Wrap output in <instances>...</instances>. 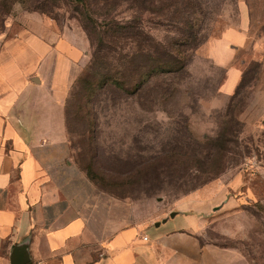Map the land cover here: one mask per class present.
I'll return each mask as SVG.
<instances>
[{
  "label": "rangeland",
  "instance_id": "obj_1",
  "mask_svg": "<svg viewBox=\"0 0 264 264\" xmlns=\"http://www.w3.org/2000/svg\"><path fill=\"white\" fill-rule=\"evenodd\" d=\"M29 3L0 0V37L15 38L39 21L86 35V27L104 30L117 23L143 30L142 39L124 36L112 49L105 48L106 42L101 48L90 44L88 63L70 89L71 156L94 192L127 201L152 199L166 210L202 209L206 242L223 249L222 264H264V0H156L152 10L144 9L141 0L143 8L129 0L86 5L56 0L47 13L32 10ZM193 33L198 44L187 50L183 70L149 75L136 94L95 84L105 72L131 76L133 67L152 61L150 56L170 58L171 46ZM240 74L243 83L233 96ZM231 116L240 123L232 127L238 144L231 146L219 177L185 194L186 183L202 175L185 161L173 168L183 178L151 197L142 189L154 183V166H148V176L123 180L124 172L173 146L197 153ZM197 197L207 200L206 207L195 204ZM183 217L187 225L197 221L194 213Z\"/></svg>",
  "mask_w": 264,
  "mask_h": 264
},
{
  "label": "crops",
  "instance_id": "obj_2",
  "mask_svg": "<svg viewBox=\"0 0 264 264\" xmlns=\"http://www.w3.org/2000/svg\"><path fill=\"white\" fill-rule=\"evenodd\" d=\"M89 49L83 31L55 22L0 37V264L20 246L26 264H222L202 209L98 195L72 160L66 104Z\"/></svg>",
  "mask_w": 264,
  "mask_h": 264
},
{
  "label": "trees",
  "instance_id": "obj_3",
  "mask_svg": "<svg viewBox=\"0 0 264 264\" xmlns=\"http://www.w3.org/2000/svg\"><path fill=\"white\" fill-rule=\"evenodd\" d=\"M29 1V8H33L32 10H39L41 12L47 13L51 12V8L53 6V2L56 0H43L41 5H33V0ZM88 3L89 0H79ZM113 4L117 2V0H112ZM133 6L141 8L142 5L140 0H129ZM144 4V9L152 10L156 3V0H141ZM108 2V1H107ZM109 3V2H108ZM143 8V7H142ZM89 10V9H88ZM87 10V11H88ZM88 12H90V10ZM108 16H106L107 18ZM87 36L90 40V44L95 47L96 44L101 48L104 42L105 48L112 49L113 46L118 44V40L120 38L130 39L131 41L140 40L143 38V30H136L135 25H126L119 24L107 27L104 30L96 29V27H86ZM98 35V37L96 36ZM190 40H186L184 42H176L171 46V56L168 59H164L161 57L150 56L152 57V61L148 64H144L135 66L132 68L131 72L133 73L131 76L126 75L120 70H117V73L112 75L111 73L105 72L101 73L100 81L98 80L97 85H103L105 83H110L112 86H116L117 88H121L126 92H130L131 94H136L138 90L142 87L143 84L146 83L145 79H150L153 73H164L166 71H175L178 72L184 69L185 66V55L187 50L193 49L198 44V37L194 33L189 36ZM188 47V49H186ZM96 59V55H95ZM94 65V64H93ZM140 68V69H139ZM89 69H93V66L89 67ZM139 70V71H138ZM150 75V76H149ZM150 77V78H149ZM243 83V77H240L238 84L236 85L233 96L239 92V89ZM231 110H229L230 112ZM231 114V113H229ZM239 121L233 116L229 117L219 132V134L215 138H208L204 143L200 144L202 146L197 153H193L187 150H184L180 145L173 146V148L169 150H165L156 156H154L150 162L141 161L138 163V168H132L122 174L123 180L126 182H132L137 178H142L148 176V172L146 171L148 166H154L155 173L153 174V182L149 186L147 185L143 190L144 194L148 197L154 196L165 190V184L168 183L171 185L174 180H181L183 175H177L176 170L173 169L179 163L188 161L193 164V166H197L198 171L201 172L198 180L196 182H192L190 184L186 183L185 188L182 189L183 193L187 194V192L192 191L207 182L217 178L220 176L222 172H224L225 168L228 164L229 154L231 152V146L238 144L237 139V129L233 130V125L239 127ZM231 125V128L229 126ZM168 167V169L166 168ZM172 168V169H170ZM180 188V187H179Z\"/></svg>",
  "mask_w": 264,
  "mask_h": 264
},
{
  "label": "water",
  "instance_id": "obj_4",
  "mask_svg": "<svg viewBox=\"0 0 264 264\" xmlns=\"http://www.w3.org/2000/svg\"><path fill=\"white\" fill-rule=\"evenodd\" d=\"M176 212L173 211L169 216L162 219V221L157 222L156 226H159L161 222H166L169 217H174ZM30 260V257L24 247H16L11 254V264H26Z\"/></svg>",
  "mask_w": 264,
  "mask_h": 264
}]
</instances>
